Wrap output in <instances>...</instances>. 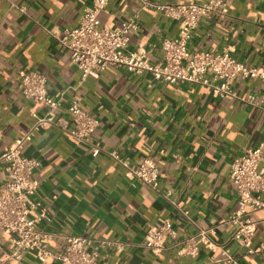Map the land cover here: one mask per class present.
I'll list each match as a JSON object with an SVG mask.
<instances>
[{"label":"crops","instance_id":"1","mask_svg":"<svg viewBox=\"0 0 264 264\" xmlns=\"http://www.w3.org/2000/svg\"><path fill=\"white\" fill-rule=\"evenodd\" d=\"M163 4H203L206 0H153ZM91 0H0V156L15 145L43 106L21 92L20 73L37 71L62 110L71 101L98 120L92 138L101 145L92 157L89 146L55 129H39L24 142L22 154L40 166L33 199L49 220L37 229L50 234L47 247L64 250L66 235L93 240L105 264H228L227 250L240 264H264V213L250 248L236 243V226L228 222L237 209L230 163L256 146L264 132V112L235 98H217L203 86L154 81L114 66L85 78L69 52L54 37L76 27ZM138 14L127 50L142 49L151 63L162 60L161 41L177 36L181 24L139 0H109L99 13L101 25L119 26ZM190 53L229 51L248 67L264 68V0H226V12L205 14L188 42ZM239 96L260 95L259 79L237 78ZM136 167L151 158L159 173L158 189L130 180L109 152ZM260 166H264V149ZM6 179L0 163V184ZM169 192L168 198L165 194ZM264 201V193L261 195ZM174 202V204H172ZM187 211L194 224L179 212ZM36 215V211L32 212ZM169 220L178 232L159 253L142 246L146 231ZM217 226L193 254H179V242L197 228ZM11 235L0 231V264L8 260ZM100 241L120 244L101 246ZM22 264H39L25 253ZM50 264H60L52 261Z\"/></svg>","mask_w":264,"mask_h":264},{"label":"built area","instance_id":"2","mask_svg":"<svg viewBox=\"0 0 264 264\" xmlns=\"http://www.w3.org/2000/svg\"><path fill=\"white\" fill-rule=\"evenodd\" d=\"M108 1L91 0L84 7L76 27L63 30L61 35L54 34L57 41L68 50L70 60L80 70L82 78L114 66L133 74H149L154 81L198 84L214 97H232L264 112V68L248 67L234 59L229 51H188V42L201 18L210 12L225 13L226 0H206L203 4H163L139 0L142 8L154 9L181 24L176 37L161 41L162 60L158 63H151L142 49L127 50L129 32L136 28L137 13L119 26L110 28L101 25L99 13ZM237 78L259 79L262 93L258 96H239L231 89V84ZM20 84L23 96L40 102L43 112L32 113L33 121L29 130L0 156V163L4 164L6 172V179L0 184V231L11 235V248L6 257L19 264H22L25 253H31L39 264H50L52 261L60 264H105L99 260L98 252L90 249L93 240L87 236L66 235L63 237L65 245L62 252L48 249L50 234L37 229V224L49 218L45 208L33 199L39 187L33 173L40 162L21 152L23 143L31 140L33 132L52 128L89 146L91 156L96 157L101 152V145L92 138V134L99 122L85 112L77 101L69 102L60 114L62 100L49 95L46 77L40 72H21ZM263 149L264 132L256 146L248 148L230 163V180L236 190L238 206L228 222L236 226L232 239L245 248H250L256 226L262 221L253 215L264 213V201L261 198L264 193V166H260ZM109 155L124 167L128 179L158 189V168L151 158L144 159L132 168L116 152H109ZM165 196L168 198L169 192ZM33 211H36L35 216L32 215ZM179 212L194 224L187 211ZM216 228H197L195 234L179 242L178 253L193 254L199 244H208L206 239L215 234ZM177 234L172 222L165 220L146 231L142 246L152 253H159L165 248L166 242L176 238ZM99 245L121 247L110 241H100ZM220 250L221 260L228 264H240L227 250Z\"/></svg>","mask_w":264,"mask_h":264}]
</instances>
